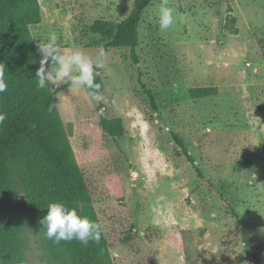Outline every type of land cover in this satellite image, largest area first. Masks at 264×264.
Here are the masks:
<instances>
[{
    "label": "rangeland",
    "instance_id": "1",
    "mask_svg": "<svg viewBox=\"0 0 264 264\" xmlns=\"http://www.w3.org/2000/svg\"><path fill=\"white\" fill-rule=\"evenodd\" d=\"M132 2L38 0L37 52L55 33L63 50L95 56L94 21L119 22ZM160 4L143 11L136 47L107 48V103L50 86L83 193L112 264H264V0H169L166 33ZM115 118L121 137L106 127ZM37 168L36 195L69 190L54 164ZM35 228L29 264H63Z\"/></svg>",
    "mask_w": 264,
    "mask_h": 264
},
{
    "label": "trees",
    "instance_id": "2",
    "mask_svg": "<svg viewBox=\"0 0 264 264\" xmlns=\"http://www.w3.org/2000/svg\"><path fill=\"white\" fill-rule=\"evenodd\" d=\"M151 0H133L128 15L116 23L94 21L90 30L100 35L108 47H131L138 44V24ZM38 0H0V64L6 68V93L0 94V114L7 119L0 125V264H29V235L47 215L48 206L62 203L81 217L97 222L89 192L83 193L80 171L72 161L63 123L53 106L55 90L49 86L38 90L36 72L42 57L38 55L30 25L40 22ZM50 67V63H49ZM97 84L103 89L100 75ZM68 84L62 85V87ZM113 137L124 135L121 120L107 121ZM54 164L58 170L56 184L68 191H51L36 195L41 181L39 162ZM72 183V188L70 187ZM24 192L26 198L21 194ZM50 254L63 264H112L104 236L99 245L87 247L73 241L59 246L47 240ZM67 257H72L67 261ZM241 256L237 264H244Z\"/></svg>",
    "mask_w": 264,
    "mask_h": 264
},
{
    "label": "clouds",
    "instance_id": "3",
    "mask_svg": "<svg viewBox=\"0 0 264 264\" xmlns=\"http://www.w3.org/2000/svg\"><path fill=\"white\" fill-rule=\"evenodd\" d=\"M174 17L175 9L169 7V0H161L158 22L162 33L173 27ZM37 49L42 57L36 72L38 90H44L49 86L59 89L62 85L68 84L76 90H88L91 99L97 104L107 103L105 96L101 94V86L95 82L101 72L109 71L108 56L103 49L95 56L88 55L82 50L65 51L55 33L49 35L47 43H38ZM5 74L6 68L0 64V94L8 90ZM6 119V115L0 114V125H3ZM39 223L45 232V239L57 246L62 242L73 241L85 247L90 243L99 245L104 234L101 224L81 217L77 211L68 209L62 203L50 204L47 215Z\"/></svg>",
    "mask_w": 264,
    "mask_h": 264
}]
</instances>
